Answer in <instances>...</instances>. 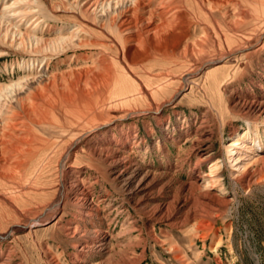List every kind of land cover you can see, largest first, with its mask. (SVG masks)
Listing matches in <instances>:
<instances>
[{"label": "rangeland", "instance_id": "obj_1", "mask_svg": "<svg viewBox=\"0 0 264 264\" xmlns=\"http://www.w3.org/2000/svg\"><path fill=\"white\" fill-rule=\"evenodd\" d=\"M236 2L215 11L222 35L208 37L202 27L213 23L190 0H183L179 12L185 20V41L202 45L201 53L149 58L130 68V79L122 76L124 66L115 49L100 45L72 47L56 55L10 47L0 55L3 84L30 75L18 67L29 57L44 60L49 73L62 74L92 67L100 48L116 79L103 94L105 101L92 103L82 115L71 113L75 121L93 118L95 124L106 122L105 127L81 139L66 158H62L66 139L44 141L47 145L36 151L11 185L0 183V193L10 198V203L0 199V234L4 233L0 264H264V176L248 183L243 180L262 169L264 112L239 108L242 101L264 100V14ZM70 13L45 18L37 34L44 39L66 35V27L80 21ZM238 47L243 51L200 66L201 55L210 58L224 48ZM212 65H220L214 77L206 75ZM150 109L159 112H146ZM201 132L208 138L203 151L211 155L199 166V183L223 202L182 227L156 219L149 212L158 202H168L180 218L187 210L188 205H180L184 194L178 187L192 180L195 143ZM101 147L119 149L132 169L159 177L160 182L147 191L150 198L144 209L134 203L143 192L128 194L107 161L93 153ZM61 177L65 187L82 192L83 199L77 201L69 194L52 214ZM162 183L167 186L159 190ZM42 214L46 217L29 222ZM98 233L105 237L109 254L90 245L81 249V236Z\"/></svg>", "mask_w": 264, "mask_h": 264}, {"label": "bare ground", "instance_id": "obj_2", "mask_svg": "<svg viewBox=\"0 0 264 264\" xmlns=\"http://www.w3.org/2000/svg\"><path fill=\"white\" fill-rule=\"evenodd\" d=\"M190 1L207 21L213 23L211 26L205 23L202 27L208 37L212 36V33L215 37H217L216 34H221L214 19L215 11L217 12L221 7L236 2V0ZM240 1L254 6V10H261L260 12L264 14V0ZM182 5L183 0H0V55L10 47L21 50L23 53L42 52L44 55L45 53H55L56 55L59 51L72 47L87 44L100 45L104 49H115L116 54H119V57L117 56L119 61L124 66L121 70L122 76L125 79H130L128 75V73H132L130 68L134 65H140L141 62L149 58L154 59L153 57L156 56L170 58L172 54L182 55L186 52L190 56L194 53H201L202 45H191L185 41L184 29L182 28L185 20L183 13L179 12ZM236 5L234 4V6ZM225 7L223 8L225 9ZM58 12L77 14L80 21L78 20L79 22L73 28L69 24V27H66L68 30L66 35L57 33V36L52 39L42 38L37 33L45 18H55ZM260 12L257 11V13ZM67 15L65 14V16ZM241 15L240 13V17L243 18L244 16ZM235 17L234 20L237 21ZM227 22L229 21L227 20ZM60 27L58 30L62 29ZM53 28L55 29V27ZM216 29L218 30L217 33ZM243 48L238 47L235 50L229 48L225 50L224 48V51H218L217 56L210 58L201 55L199 58L200 66L205 65L203 63H218L228 55L240 53ZM104 49L100 48V51L93 55L92 67L65 71L62 74L49 73L48 68L43 67L42 62L44 60L41 61L39 57H29L30 59L22 61L18 65L20 69L28 71L30 74L28 77L27 74L14 82L0 83V183L11 185L36 151L46 144L44 141L51 140L56 143L66 139L67 152L62 156V158H66L69 151L76 147L81 139L92 135L107 125L106 122L95 124L92 122L93 118L85 119L84 117L80 121H75L73 114H71L82 115L86 108L93 105L92 103L105 101L106 98L103 97V94L109 91L112 84H115L114 71L111 69ZM218 66L220 65H212L207 69L206 75L214 77L215 68ZM30 70H33V73H30ZM239 108L260 114L264 112V100L242 101ZM146 112L156 114L159 110L150 109ZM94 117L98 119L97 115ZM206 135V132H201L195 143L197 147L194 150L197 159L191 172L192 180L187 183H180L178 187L180 193L184 194L182 195L183 199L181 198L179 201L180 205H184V207L188 205L187 210L181 213L182 217L180 218L177 217L178 212H173L174 209L171 210L168 202H158L152 206L149 212L151 216L164 220L171 225L182 227L189 219L194 220L205 214L209 215L212 210L217 208L216 206L223 202L216 195L209 193L207 188L205 190L199 183V166L211 155V153L205 154L203 151L208 145ZM92 151L107 161L115 178L122 183L124 188L126 187L128 194L143 192L141 197L134 200V203H137L136 205L140 206V209H144V205L149 203L150 198L147 191H150L155 184L160 182L158 181L159 177L152 176V174L149 176L147 172L140 173L137 168L132 169L129 159H124L119 149L101 147ZM261 168L258 170V175L250 171L251 173L246 174L243 180L248 183L257 181L259 175L260 177L264 176V155L261 157ZM58 184L55 200L51 206L53 208L52 214L59 211L61 203L69 194L74 196L77 201L83 199L80 197L83 195L82 192L65 187L62 177ZM166 186L167 183H162L159 190ZM4 187L6 188V186ZM0 199L10 203L7 194L0 193ZM45 217L42 214L38 218H30L29 222ZM13 227L16 228L17 226ZM3 235L4 233L0 234V238ZM78 240L81 249L90 245L98 252L105 254L110 252L105 237L99 233L92 237L81 236Z\"/></svg>", "mask_w": 264, "mask_h": 264}]
</instances>
